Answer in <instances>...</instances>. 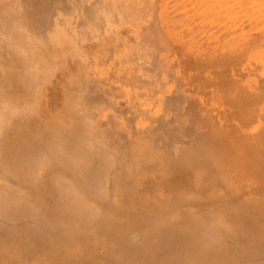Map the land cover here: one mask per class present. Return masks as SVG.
<instances>
[{"label":"bare ground","instance_id":"6f19581e","mask_svg":"<svg viewBox=\"0 0 264 264\" xmlns=\"http://www.w3.org/2000/svg\"><path fill=\"white\" fill-rule=\"evenodd\" d=\"M0 264H264V0H0Z\"/></svg>","mask_w":264,"mask_h":264},{"label":"rangeland","instance_id":"374dc122","mask_svg":"<svg viewBox=\"0 0 264 264\" xmlns=\"http://www.w3.org/2000/svg\"><path fill=\"white\" fill-rule=\"evenodd\" d=\"M165 47H166V46H165ZM167 47L169 48L168 45H167ZM167 47H166V48H167ZM170 47H172V46H170ZM168 48H167V51H168V52H166L165 54H168L169 51H170L171 53H173L172 50H170V48H169V50H168ZM171 49H172V48H171ZM174 49H175V48H173V51H175ZM163 51H164V50H163ZM119 59H121V58H119ZM119 59H118V60H119ZM113 63H114V62H112V61L109 62V63H107V64H106V68H108L107 71L109 72V74H111V73H112L113 75H114V73L117 74V76L114 75V76L117 77V78L115 77V78L117 79V82L114 83V87L116 86L117 89H116V88H114V89H115L116 91H118L120 94L123 93L124 91H125V92H124L123 94H126V93H127L126 90H128V91L130 92V94H128V97H130V98L132 97V98H131L132 101H136V100H137L136 95H138V94L141 93L142 91L139 90V89H137V92H136V90L132 89L133 84H132V86L130 87V86L128 85V83H126V84H122L123 82L121 83V82L119 81V78H122L121 76L124 77V76L127 75V74H128L129 76H130V74H131V76L133 75V72H132V71H134V69L131 68V67H129V66H130L129 64H130L131 62H127V64H125V65H124L123 62H122V64L124 65V66H123V65L121 64V60H119V61H117V63H116V66H117L116 68H117V69L114 67L115 63H114V64H113ZM118 64H119V65H118ZM120 64H121L123 67H122ZM126 65H127V66H126ZM128 65H129V66H128ZM109 66H110V67H109ZM119 66H120V67H119ZM127 67H128V68H127ZM111 68H112V69H111ZM114 68H115V69H114ZM121 68H123V69H121ZM126 68H127V69H131V70L133 69V70L129 72V70L126 71ZM113 70H114V71L116 70V71L114 72ZM111 71H112V72H111ZM110 72H111V73H110ZM122 72L125 73V74H123ZM113 75H110V76H113ZM152 77H153V78H152ZM155 77H156V76H154V74H153V75L151 74V78H152V79H154ZM151 78H150V80H152ZM118 83H119V85H121V86H120V89H119V87H118V86H119ZM117 85H118V86H117ZM124 86L126 87V89L124 88ZM122 87H123V88H122ZM121 88H122V90H121ZM149 88H150V87H149ZM149 88H148V87H145L144 90H143V92H145V95H146V96L149 94L148 97H150V92H151V89H152V88H150V89H149ZM148 89H149V90H148ZM148 91H149V92H148ZM131 92H132V93H131ZM131 94H132V95H131ZM133 97H134V98H133ZM144 97H145V96H144ZM144 97L141 98V100L143 99L142 101H144L145 98L147 99V97H145V98H144ZM150 99H151V98H150ZM136 102L139 103V100L136 101Z\"/></svg>","mask_w":264,"mask_h":264}]
</instances>
